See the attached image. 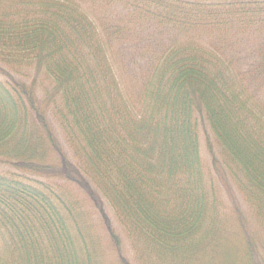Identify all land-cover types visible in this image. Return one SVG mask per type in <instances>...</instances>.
<instances>
[{"label":"trees","instance_id":"16d2710c","mask_svg":"<svg viewBox=\"0 0 264 264\" xmlns=\"http://www.w3.org/2000/svg\"><path fill=\"white\" fill-rule=\"evenodd\" d=\"M0 264H264V0H0Z\"/></svg>","mask_w":264,"mask_h":264},{"label":"rangeland","instance_id":"374dc122","mask_svg":"<svg viewBox=\"0 0 264 264\" xmlns=\"http://www.w3.org/2000/svg\"><path fill=\"white\" fill-rule=\"evenodd\" d=\"M90 18L100 26V21L104 22H113L111 19L106 20L107 17L105 16H100L98 19L94 17L95 15L89 11L88 9H84ZM147 30L143 31H138V37H132L135 38L133 40L132 38L129 40H119L117 36H113L111 38V45H112V50L109 52V58L111 63L113 64L115 73L117 75V78L119 82L121 83L122 87L124 89H130V87L137 82V76L139 75L141 68L144 66V60L140 53H145L148 50H151V48H154L151 45V42H156L154 38L150 35L147 34ZM154 37L158 40L157 34H154ZM135 41V42H134ZM151 41V42H150ZM51 123L52 127L54 129V132L56 136L58 137V140L60 141L62 147L67 151L68 153V148L65 144L64 136L63 133L59 127V125L51 118ZM200 146H201V153L204 161L208 164H210V157L206 151V146H205V137H202L200 140ZM70 153V152H69ZM232 191L234 195L236 196L237 192L235 191V188H232ZM238 195V194H237ZM238 197V196H237ZM104 205V211H105V216L107 217L108 221L110 222L112 228L116 231V234L121 238L124 252L126 254H129L130 256V250L127 241L125 240L122 230L119 227L117 221L115 220V217L113 215L112 210L110 209L109 205L107 203H103ZM96 221L101 220V215H96ZM103 232V233H102ZM102 235H107L104 231H102ZM107 237V236H106ZM104 241L107 243V238L104 236Z\"/></svg>","mask_w":264,"mask_h":264}]
</instances>
